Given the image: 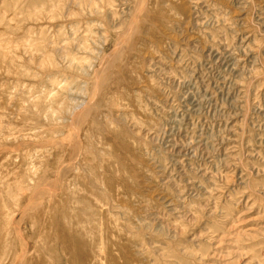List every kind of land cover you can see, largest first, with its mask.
Here are the masks:
<instances>
[{
  "label": "rangeland",
  "instance_id": "rangeland-1",
  "mask_svg": "<svg viewBox=\"0 0 264 264\" xmlns=\"http://www.w3.org/2000/svg\"><path fill=\"white\" fill-rule=\"evenodd\" d=\"M0 264H264V0H0Z\"/></svg>",
  "mask_w": 264,
  "mask_h": 264
}]
</instances>
